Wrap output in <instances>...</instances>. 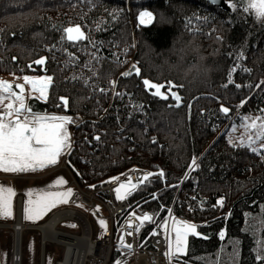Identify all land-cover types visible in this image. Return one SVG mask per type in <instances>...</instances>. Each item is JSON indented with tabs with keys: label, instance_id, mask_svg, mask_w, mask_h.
<instances>
[{
	"label": "trees",
	"instance_id": "16d2710c",
	"mask_svg": "<svg viewBox=\"0 0 264 264\" xmlns=\"http://www.w3.org/2000/svg\"><path fill=\"white\" fill-rule=\"evenodd\" d=\"M225 1L229 11L203 0H0V75L50 78L27 106L70 119L64 163L79 187L149 171L128 210L195 225L179 264H264V151L227 138L241 117L264 118V20ZM77 26L84 38L69 41Z\"/></svg>",
	"mask_w": 264,
	"mask_h": 264
},
{
	"label": "snow or ice",
	"instance_id": "6c2138e0",
	"mask_svg": "<svg viewBox=\"0 0 264 264\" xmlns=\"http://www.w3.org/2000/svg\"><path fill=\"white\" fill-rule=\"evenodd\" d=\"M240 2L244 5L243 10L245 12L254 15L257 20H264V0H240ZM230 6L235 7V5ZM145 19L151 21V14L142 12L140 22L144 23ZM65 32L69 41L84 38V34L78 26L68 28ZM37 63H43V61H37ZM24 80L26 84L31 86L32 91L39 92L41 97L46 98L45 94L50 78L47 80H29L28 77H24ZM144 84L147 88L155 89L153 95H159L167 99V96L160 91L164 87L163 85L151 84L147 80L144 81ZM16 87L20 89V92H16L11 84L0 81V172L19 174L42 170L58 162L63 149L67 147L68 136L65 125L71 121L67 117L44 116L32 113L31 108L24 103V86L18 85ZM173 96L179 100V97H176L174 93ZM5 100L9 101L6 106L3 105ZM222 111L227 112L228 109H222ZM23 113H28V116L21 119ZM13 116L16 119H11ZM246 127L256 128L257 125L253 122ZM259 128L260 131L256 135L257 140L264 139V123L260 124ZM160 175L162 176L163 173H160ZM144 179H147V177H144ZM56 183L62 185L64 181L58 180ZM120 187L124 188L126 186L121 185ZM116 191L119 193L120 189L118 188ZM14 195L13 189L0 185V217L11 216V199ZM27 195L31 196L32 193L29 192ZM70 195V190L66 193L40 195L36 201H29L25 204V218L39 219L58 203H66V197ZM117 198L120 199L121 197L118 195ZM150 220L151 217L145 215L141 218V225L144 221ZM100 223L102 226L105 225L104 221H100ZM174 223L179 225L175 228V251L176 253H182L185 251L186 237L189 232H195V227L189 224L180 225L179 222Z\"/></svg>",
	"mask_w": 264,
	"mask_h": 264
},
{
	"label": "rangeland",
	"instance_id": "374dc122",
	"mask_svg": "<svg viewBox=\"0 0 264 264\" xmlns=\"http://www.w3.org/2000/svg\"><path fill=\"white\" fill-rule=\"evenodd\" d=\"M147 12V11H142ZM141 12V13H142ZM140 13V14H141ZM148 13V12H147ZM140 14L138 15L137 21L140 22ZM149 21L145 19L144 23L147 24ZM75 36V34H73ZM24 77H28L29 80H47L49 77L47 75H35V74H27V75H15V74H6L0 75V81H5L13 86L16 92H20V89L16 86L23 85V95H24V103L27 106L28 100L30 98H36L38 100H44L45 97H41L39 92L32 91L31 86L25 83ZM153 92L155 89L151 88ZM47 92V90H46ZM167 92L172 96L173 93H176L172 89H167ZM46 96V94H45ZM176 102L178 101L175 99ZM9 103L8 100L3 101V105L6 106ZM19 106L18 104L16 105ZM34 113V112H32ZM44 116H55V117H67V115L62 113H36ZM28 116V113H23L21 115V119H24ZM259 118V119H258ZM11 119H16L15 116L11 117ZM253 122L257 125L256 128L246 127L250 126ZM264 123V118L259 115H246L241 117L237 122L232 123L230 126L227 138L232 143L237 144H245L249 146V148L259 151H264V139L257 140L256 135L257 132L260 131V124ZM65 129L67 131L68 141L67 147L63 149L62 154L58 158V162L54 165H49L42 170L37 171H28L24 173L14 174V173H4L0 175V185L11 188L14 190L15 195L11 199V216L10 217H0V264H9L11 251H12V243H13V230L12 224L16 220V204L20 199V219L25 224V229L22 231V239H21V256H22V264H55V261L61 259L63 257V248L58 245L44 244L43 248L41 247V233L37 229L26 228L28 225H37L46 221L51 215L52 212L66 208L64 203H58L55 207H53L50 211H47L42 217L39 219H26L25 218V204L29 201H36L38 197L45 193H61L69 184V173L62 167V159L65 151L70 148L71 143L69 139H71L70 129L68 127V123L65 125ZM70 145V146H69ZM194 162H192L188 168V170L192 169ZM137 168V167H132ZM131 169V168H130ZM129 170V169H128ZM127 171V170H126ZM125 172V171H123ZM187 173V172H186ZM58 180H63L64 183L62 185H57ZM31 192L32 195L29 196L27 193ZM74 208L81 209V207L75 206ZM103 217L108 218V214L102 208L98 209ZM87 215L91 219L92 224L94 225V217L90 210H87ZM174 222H179L182 224H194L190 222H186L184 220L178 219L173 216L170 212H167L162 220L163 223V235L166 237L164 252L160 256L163 260V264H179V258L184 252L176 253V231L175 228L177 225ZM5 225V226H4ZM7 225V226H6ZM58 227L64 229L65 231H69L72 233L78 234L80 232V227L75 221L66 219L61 221L58 224ZM193 233V232H189ZM188 233V234H189ZM197 235L196 229L193 233ZM186 243V242H185ZM185 247V245H184ZM124 250V249H123ZM147 252V251H146ZM149 252V251H148ZM132 253H123L118 256L114 263L115 264H132L136 260L138 261V256ZM137 253H143L137 251ZM169 254V255H166ZM110 260V256L105 261V264H108ZM84 264H87V258H85Z\"/></svg>",
	"mask_w": 264,
	"mask_h": 264
},
{
	"label": "built area",
	"instance_id": "2783aa9c",
	"mask_svg": "<svg viewBox=\"0 0 264 264\" xmlns=\"http://www.w3.org/2000/svg\"><path fill=\"white\" fill-rule=\"evenodd\" d=\"M69 142L71 143V139H69ZM62 164V167L67 170L63 161ZM148 175L149 171L147 169L131 168L114 177L99 182L97 187L81 188L77 185L74 178L69 174V184L67 185V188L61 193H66L70 190L71 195L66 197L67 202L64 204L69 207L78 206L83 210L64 208L56 210L51 214L64 210L66 211L67 209L77 210L78 212L87 216L86 209L90 210L89 212L92 213L95 222L94 225L92 224L93 232L90 234V239L92 242L98 241V243L103 246V248L98 249L96 255L88 256L87 264H105L102 258L98 257L100 256V251L104 248H108L110 251L116 249L118 251V256H120V254H128L132 253L133 251H135V255L146 253V251L154 252L158 245H163V247H165L164 243L166 241V237L163 235V223L158 224L156 222V215H153V213L149 211H144L138 215L132 210H128V204L126 200L127 196L132 193L137 185L141 184L145 180L144 177H147ZM121 185H125L126 187L121 188ZM118 188L120 189L119 193L116 191ZM118 195L121 197L120 199L117 198ZM100 208L107 212L108 218L102 216L98 210ZM145 215L151 217V220L144 221L141 225V218H143ZM68 219L73 221L76 220L75 223L81 227V220L78 221V219L72 217ZM89 220L91 221V219ZM100 221H104L105 225L102 226ZM22 226L25 227V224ZM12 227L17 228L18 226L15 225ZM147 227H150V232L148 234L149 248L148 245L145 246V241L140 239L142 231ZM62 230L66 233L73 235L76 234L65 231L64 229ZM52 245L56 244L53 243ZM137 251L143 253H137ZM20 252L21 242L19 246V252L16 253L14 251L13 234L12 251L9 264H22V256ZM63 259L64 255L61 259L56 260L55 264H61V260Z\"/></svg>",
	"mask_w": 264,
	"mask_h": 264
},
{
	"label": "bare ground",
	"instance_id": "6f19581e",
	"mask_svg": "<svg viewBox=\"0 0 264 264\" xmlns=\"http://www.w3.org/2000/svg\"><path fill=\"white\" fill-rule=\"evenodd\" d=\"M68 149L63 155L62 161L64 162L67 155ZM65 164V163H64ZM69 172V171H68ZM189 172V170H188ZM187 172V173H188ZM186 173V175H187ZM70 174V173H69ZM71 175V174H70ZM186 177V176H185ZM20 199L16 204V220L12 226H18L17 228L11 227L14 234V251L19 252V246L22 239V231L25 229L24 223L20 218ZM66 206V208H74ZM77 209V208H74ZM135 213V212H134ZM136 214V213H135ZM139 215V214H138ZM88 216V215H87ZM83 215L77 210H67L60 211L51 214L45 222L37 225H27L26 228L37 229L41 233V247L44 244H51L50 242L59 245L64 250V259L61 260V264H84L85 258L88 256H94L98 249H102L98 241L92 242L90 239V234L93 232L92 223L89 220V216ZM76 218L78 221L81 220V229L78 234H70L64 232L58 227V224L68 218ZM89 218V219H88ZM75 220V219H74ZM76 221V220H75ZM3 226V225H0ZM5 226V225H4ZM7 226V225H6ZM164 252L163 245H158L154 252H146L139 255L138 261L136 260L132 264H163V260L160 257ZM112 251L108 248H104L100 251L99 258L105 262L109 256H111Z\"/></svg>",
	"mask_w": 264,
	"mask_h": 264
},
{
	"label": "water",
	"instance_id": "95a60500",
	"mask_svg": "<svg viewBox=\"0 0 264 264\" xmlns=\"http://www.w3.org/2000/svg\"><path fill=\"white\" fill-rule=\"evenodd\" d=\"M203 1H206L216 7H219L225 11H229L230 10V7L228 6V4L226 3L225 0H203Z\"/></svg>",
	"mask_w": 264,
	"mask_h": 264
}]
</instances>
